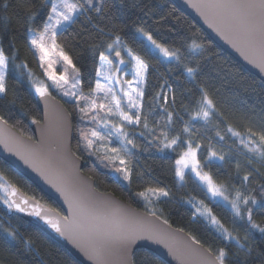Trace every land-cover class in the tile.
Here are the masks:
<instances>
[{"label": "snow or ice", "instance_id": "1", "mask_svg": "<svg viewBox=\"0 0 264 264\" xmlns=\"http://www.w3.org/2000/svg\"><path fill=\"white\" fill-rule=\"evenodd\" d=\"M117 5L121 15L130 9H138L142 14L133 22L137 25L133 39L139 41L148 58L113 31L116 25L112 23V9ZM2 6L5 23L0 27V100L8 99L10 73H15L17 79L24 75L33 77L27 62L20 58L16 38H9L5 45L4 36L11 31V17L7 14L11 8L17 11L23 22L21 39L37 56L44 76L52 87L74 99L82 120L88 122L84 128L77 129L78 147L82 146L88 155H96L104 167L113 168L129 183L133 168L124 157L133 155L139 147L137 135L141 138L150 135L152 139L146 140L147 145L155 146L161 153L182 148L174 167L178 187H185L186 175L192 174L205 199L189 195L187 199L181 197L179 202L188 206L193 221H204L225 246L205 250L200 240L190 236L191 245L178 250L171 243L169 233L158 228L150 219H159L156 208H151L148 216H144L108 200L85 196L68 180L67 162L73 157L65 155L68 129L63 122L57 125L55 148H45L39 143L22 145L2 137L0 143L8 151H15L25 164L33 167L64 195L70 215H57L34 199L18 195L16 188L0 175V190L4 193L0 201L7 209L39 218L59 236L70 239L81 248L94 264H158L147 252L137 262L133 249L136 242L142 239L164 244L181 264H264V249L258 248L252 238L254 232L264 235V220L257 222L255 218L264 217V174L252 166L254 162L264 164V130L256 132L251 127H246L243 132L235 130L225 112L217 107L205 82L198 79L200 58L207 52L206 46L198 42L199 37L191 35L180 41L179 46L176 42L164 41L163 37L158 40L148 21L158 24L167 17L155 19L156 6L147 0H2ZM192 6L201 11L206 19L211 17L213 26L222 35L225 30L231 33L236 42L253 53L252 62L264 70V0H199ZM80 17L86 18L89 23L98 19L112 25L106 28L93 25L101 37L95 43L91 42L94 37L90 39L85 34L86 30L85 33H78L94 61L89 80V84L94 82V87H90L87 94L83 91V59L77 56L74 62L73 56L65 50L67 42H59ZM17 60L20 62L17 63ZM56 65L61 68L59 73ZM158 65L164 66L166 73L159 77L162 82L156 85L159 90L153 94L150 78ZM129 75L131 79L127 78ZM180 77L192 87L185 89L178 99L173 83L181 84ZM33 86L40 97L50 95L49 85L34 83ZM185 98L189 99L188 104L184 103ZM17 99L9 103L15 104ZM157 109L163 115L150 126L149 117H155ZM184 116L188 117L187 121ZM175 121L182 125L179 131L173 126ZM32 122L41 123L35 118ZM199 122L215 132V139L219 142L225 141V135H221L219 130L223 125L225 134L238 142L237 148L228 147L225 152L223 148L214 147L211 140L208 145L202 146L199 139L202 134L196 128ZM0 123L7 124L3 116H0ZM260 127L264 129V120ZM137 128H143V131L137 133ZM170 132L175 134L170 135ZM113 138L119 142V147L108 148ZM201 151L207 152L203 162L199 159ZM101 152L104 154L100 155ZM239 157H243L245 167L251 169L243 175ZM232 161H235V174H228L226 179L217 182L219 169ZM213 165L218 166L216 178L204 170ZM147 172L151 174V169ZM257 178L262 182L253 187L252 182ZM136 195L149 203L176 199L170 187L159 182L158 186L148 187ZM210 205L231 213L228 218L231 227L226 226L225 219ZM167 223V220L162 221V224ZM238 223L244 226L243 236L239 234ZM8 225L6 227L0 222V247L12 251L22 245L24 252L35 253L41 257L39 264H45L37 240L21 233L11 220Z\"/></svg>", "mask_w": 264, "mask_h": 264}, {"label": "trees", "instance_id": "2", "mask_svg": "<svg viewBox=\"0 0 264 264\" xmlns=\"http://www.w3.org/2000/svg\"><path fill=\"white\" fill-rule=\"evenodd\" d=\"M147 2L156 6L155 19L159 20L160 16L167 17L158 24H153L151 20L148 21V24L151 25L153 29V34L158 40L163 37L164 41L176 42L177 46H179L180 41L191 35H195L199 37L198 42L206 46L207 52L204 57L200 58L201 67L198 79L205 82V86L209 89L210 94L217 103V107L225 112V115L228 116L229 123L232 124L234 129L241 132H243L246 127H251L253 131L256 132L264 130L260 127L262 120H264V82L213 42L206 32L173 1L147 0ZM112 12V23L116 25L113 31H117V34L121 35L135 51H138L139 54L148 58L147 52L143 50L139 41L133 39V33L137 26L133 22L142 15L139 10L130 9L127 13L121 15L118 12L117 5V7L112 9ZM3 13L2 0H0V27L5 23L3 20ZM7 14L11 17V24L9 26L11 31L4 36L5 45H7L9 38H16V46L20 48V58L27 62L28 67L33 72V77L29 78L27 75H24L17 79L15 73H10L8 80L10 91L7 100H0V116H3L7 123L19 132L26 136L33 137L34 135L30 128L29 121L33 118L36 120H41L42 118L36 99L38 94L33 91V82L35 80H44L45 76L38 64L37 56L34 55L33 51L28 49L27 45L24 44L21 39V25L23 22L19 18V14L11 8L8 9ZM94 24H99L101 28L112 26L107 21L94 19L92 23H89L86 18L80 17L77 23L59 39V42H67L65 50L68 51L69 55L73 56L74 62L77 56H80L84 61L85 67H82L81 71L84 74L83 91L85 94L88 93L90 87H94V82L89 84V80L91 79L90 73L94 61L87 51V45L82 42L78 33H85L86 30L85 34L88 35L90 39L93 37L95 38L91 40V42H98L101 37L95 32L93 27ZM104 39H107V37H104ZM19 62L20 61L17 60V63ZM165 73V67L158 65L157 71L153 73V76L150 78V91L153 94L159 90L156 85L162 82L159 80V77ZM169 79L171 80L172 78L169 77ZM180 79L181 84L173 83V87L177 90L178 99L185 89L192 87L183 77H180ZM49 90L64 102L73 117V149L84 161L83 171L95 180L96 187L99 190L113 192L131 205L148 212L151 208H156L157 215L167 220L171 225L194 236L207 248L211 247L214 249L216 246H225L217 235L206 226L204 221H193L188 206L179 202L181 197L187 199L189 195L196 196L199 199H205L204 195L197 187V183L192 174L186 175L185 187H178L177 180L174 176V167L175 160L179 158V153L183 150L182 148H177L175 152L166 150L161 153L155 146L149 147L147 145L146 140L152 139L150 135L146 134L144 138L137 135L136 143L139 147L134 150L133 155L127 156L128 164L133 168L132 181L129 183L116 173L113 168L104 167L96 155H88L83 150L82 146L78 147L79 134L77 129L84 128L88 122L82 120L78 111V106L73 98L65 96L60 89H56L52 86H50ZM14 98H18L17 102L15 104L9 103V101ZM145 99L147 101L148 92L145 94ZM184 103L188 104L189 99L185 98ZM80 106H83V104ZM176 107L179 108L180 105L177 104ZM145 110H147V103L145 104ZM156 112L157 114L155 117H149L150 126L163 115L159 109H157ZM183 118L185 121L188 119L187 116ZM173 126L177 131L182 127L179 121H175ZM196 128L202 134L199 137L202 146L208 145L209 140H211L214 147L218 149L223 148L225 152L228 151V147L233 149L237 148L238 142L235 141V138H230L225 134L223 125L220 126L219 130L221 135H225L224 142H219L215 139V132L206 128L202 122L196 123ZM129 131H133V129H129ZM135 131L139 133L143 131V128H137ZM169 134L174 135L175 133L170 132ZM103 154V152L100 153V155ZM206 154V151H201L199 153V159L202 162ZM239 160L241 164V175L251 170L245 167L246 161L243 157H239ZM252 166L258 168L260 172L264 174V164L254 162ZM217 168V165H213L204 170L210 172V174H213L214 178H216ZM148 169H151V174H148ZM219 172L220 177L217 182L226 179L228 174L234 175L235 161L226 163L223 168L219 169ZM137 173L140 174L138 175ZM0 175H3L9 184L18 186L25 193L40 200L42 203L62 211L55 201L46 196L39 188L2 159H0ZM158 182L161 185L167 184L176 199L162 200L160 203H149L144 198L136 195V193L145 191L148 187L158 186ZM260 182L262 181L257 178L252 182V186L254 187ZM237 186L239 187V184H237ZM0 196H3L1 190ZM205 202L208 203L207 200ZM210 206L213 207V210L218 215L225 219L226 226L231 227L228 219L231 213L227 209L217 208L215 205ZM255 218L257 222L264 220V217L261 216H256ZM9 220H11L13 226L18 227L21 233L37 240L45 264H82L64 246L35 225L11 213V210L7 209L6 205L0 201V222H3L7 227L9 226ZM237 228L239 234L243 236L244 226L238 223ZM252 238L255 240L258 248L264 249V235L254 232ZM146 252L151 254L158 264H168L154 252L145 248H140L134 253L137 262ZM49 257H51V259H49ZM40 258L41 257H37L35 253L24 252L22 245L12 251L0 247V264H39Z\"/></svg>", "mask_w": 264, "mask_h": 264}, {"label": "water", "instance_id": "3", "mask_svg": "<svg viewBox=\"0 0 264 264\" xmlns=\"http://www.w3.org/2000/svg\"><path fill=\"white\" fill-rule=\"evenodd\" d=\"M171 1H173L184 13H186L202 30H204L213 42L219 45L223 50L240 62L246 69H248L251 73L256 75L264 82V70H261V68L258 67L256 63L252 62L253 53L247 51L238 42H236L231 33H228L225 30V34L222 35L220 31H217V28L214 27L211 22V17L206 19L205 16L201 14V11H198L197 8L192 6L193 4L198 3L199 0ZM256 55H258V53ZM49 92L50 95L44 98L40 97L39 95L36 97L42 118L39 120L41 122L40 124L33 123V119L29 121L30 128L32 129L34 135L33 137L24 135L9 123H0V137L9 140H16L22 145H36L39 143L45 148L49 146L55 148L57 125L63 122L68 129L64 147L65 155H70L73 157V159H69L67 162V167L69 169V182L75 188L79 189L85 196H91L97 200H108L117 204L123 209H130L144 216H148V211L131 205L127 201L117 196L115 193L99 190L96 187L95 180L83 171L84 161L75 153L72 144L74 134L73 117L64 102L60 98L56 97L50 90ZM0 159L14 167L20 174H22L37 188H39L46 196L55 201L62 211L42 203L40 200L25 193L18 186L12 185L16 188L18 195L29 200L34 199L36 202L43 205L45 208L52 210L57 215H70L68 212V203L65 200L64 195H62L60 191H57V188L53 187V184L48 183V181L43 176H41L39 172L34 170L33 167L25 164L20 156L16 155L15 151H8L3 143H0ZM11 213L35 225L43 232L48 234L51 238L64 246L82 264H94V262L89 259L88 255H86L85 252L81 250V248H79L70 239L59 236V234L48 228L47 225L39 220V218L29 216L27 213H19L15 209L11 210ZM156 216L159 219L151 217L150 219L153 220L158 228H162L169 233L171 237V243L176 247V249H184L191 245V241L189 239L191 235L189 233L171 225L169 222L166 225L162 224L164 219L157 214ZM201 245L203 246V249H208L202 243ZM140 248H145L154 252L159 258L168 264H181V261L178 260L164 244L156 243L155 241L149 239H142L136 242V245L133 249L134 253Z\"/></svg>", "mask_w": 264, "mask_h": 264}, {"label": "rangeland", "instance_id": "4", "mask_svg": "<svg viewBox=\"0 0 264 264\" xmlns=\"http://www.w3.org/2000/svg\"><path fill=\"white\" fill-rule=\"evenodd\" d=\"M122 55H124L123 52H122ZM125 59H126V60L128 59V57H127L126 55H125ZM56 71H57L58 73L61 71V68H60L59 65H56ZM44 78H45V79H44V80H41V81H37V80H35L33 83H35V85H43V84H47V85H49V88H50V86H51V82L48 81L46 77H44ZM127 78H128V79H131V75H129ZM33 91L35 92V87H34V86H33ZM35 93H36V92H35ZM36 94H37V93H36ZM107 147H108V148H111V147H119V142H118L115 138H113L112 143L109 144V145H107ZM121 155H123V153H122ZM124 158L127 160V157H124ZM1 192L3 193L2 190H1ZM3 195H4V193H3Z\"/></svg>", "mask_w": 264, "mask_h": 264}]
</instances>
